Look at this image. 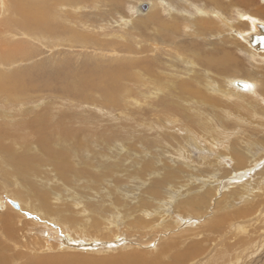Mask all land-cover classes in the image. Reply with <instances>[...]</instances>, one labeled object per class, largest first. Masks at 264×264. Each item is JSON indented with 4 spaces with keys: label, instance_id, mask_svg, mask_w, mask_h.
Masks as SVG:
<instances>
[{
    "label": "rangeland",
    "instance_id": "obj_1",
    "mask_svg": "<svg viewBox=\"0 0 264 264\" xmlns=\"http://www.w3.org/2000/svg\"><path fill=\"white\" fill-rule=\"evenodd\" d=\"M222 1L206 20L195 9L207 0L64 1L41 42L0 34L18 63L0 61V202L16 215L12 227L0 218V264H264V61L239 35L264 21V0ZM213 49L229 72L206 63ZM239 79L259 95L227 83ZM43 141L65 147L53 158L70 162L66 175L34 149ZM25 157L31 167L11 171Z\"/></svg>",
    "mask_w": 264,
    "mask_h": 264
},
{
    "label": "bare ground",
    "instance_id": "obj_2",
    "mask_svg": "<svg viewBox=\"0 0 264 264\" xmlns=\"http://www.w3.org/2000/svg\"><path fill=\"white\" fill-rule=\"evenodd\" d=\"M64 1L67 3V4H73V6L74 5H79L78 3L79 2H82V1H84V0H0V26H1V28H0V34L2 35V36H9L8 38V42L9 41H11V43H12V46L13 47H15L13 44H20L21 43V40H24V39H26V38H28V39H31L32 41L33 40H35V41H39V42H41V40L45 37H42V35H44L46 32L44 31V30H47V27L46 26H48V24L50 23V22H52V18H53V7H55V6H58V8L60 7V6H62V4L64 3ZM208 1V3H206L205 5H207V6H204V7H206L208 10H205L204 8H196L194 5V8H196L195 10H196V12H197V15H200V19H205L206 20V18L204 17V16H206V15H211V14H214L215 15V13H214V11L212 12L211 11V9H214L215 7H216V5H218V6H221V3L223 2L222 0H207ZM69 2V3H68ZM229 2V1H228ZM264 2V1H263ZM58 4V5H57ZM191 4H193L192 2H191ZM66 5V4H65ZM83 6V5H82ZM192 6V7H193ZM213 6V7H212ZM64 7V6H63ZM62 7V8H63ZM151 7V5L149 4V8ZM209 7H211V8H209ZM56 8V7H55ZM58 8H56V10H58ZM65 8V7H64ZM78 8V7H77ZM77 8H74V9H77ZM219 8V7H218ZM262 9H264V7H261ZM60 9V8H59ZM63 10H65V9H63ZM79 10V9H78ZM98 10V9H97ZM215 10V9H214ZM75 11V10H74ZM108 11V10H107ZM218 11V10H217ZM220 11V10H219ZM59 12V11H58ZM6 13H7V15H9L10 14V16L9 17H7L6 16ZM219 13V12H218ZM221 13V12H220ZM71 14V13H70ZM182 14V13H181ZM187 14V13H186ZM62 15V14H61ZM63 15H65V14H63ZM183 15V14H182ZM194 16V19L193 20H196L197 19V17H199V16ZM74 16V15H73ZM184 16V15H183ZM2 17H4L5 19H2L1 20V18ZM13 17L15 18V19H13ZM65 17H66V15H65ZM119 17H121V16H119ZM209 17V16H208ZM208 17H207V20H208ZM219 17H221V19H222V23L223 24H225L228 28L229 27H231V21L228 19V18H225V17H223V15L221 16V15H219ZM72 18V17H71ZM183 18V17H182ZM66 19L67 20H69V18H67L66 17ZM73 19H74V17H73ZM75 20V19H74ZM256 19H254V20H252V19H250V21L253 23V21H255ZM56 21V20H55ZM73 21V20H72ZM124 22V21H123ZM193 22V21H192ZM262 22H264V21H262ZM64 23V22H63ZM66 23V22H65ZM67 23H68V21H67ZM195 23L197 24V23H203V22H201V21H195ZM69 24V23H68ZM84 25H85V23H83ZM165 24V23H164ZM195 24V25H196ZM56 25V24H55ZM64 25V24H63ZM81 25V24H80ZM253 25V24H252ZM58 26V25H57ZM68 26V25H67ZM165 26H167L168 28H167V34L166 35H168L167 37H169L170 38V35H171V32L173 31V29L175 30V26L172 24V23H167V24H165ZM59 27V26H58ZM76 27H77V25H76ZM131 27V26H130ZM192 27V26H191ZM12 29L10 32H9V29ZM53 27H50V28H48V30L49 31H51V29H52ZM73 28V27H72ZM204 28V27H203ZM232 28V27H231ZM56 29H57V27H56ZM66 29V28H65ZM85 29V28H84ZM195 29V28H194ZM53 30V29H52ZM59 30V29H58ZM69 30V29H68ZM16 31H19L22 35H23V37H25L24 39H19L18 41L16 40V39H13L12 38V35H14V32H16ZM57 31V30H56ZM48 32V31H47ZM60 32V31H59ZM62 32V31H61ZM72 32V31H71ZM77 32V31H76ZM159 32V31H158ZM244 32V31H243ZM252 32H254V26H253V30H251V31H247V32H245V34H248V33H252ZM36 33H38V34H36ZM49 33V32H48ZM56 33V32H55ZM65 33H66V30H64V32L62 33V34H64L65 35ZM92 33V32H91ZM193 33V32H192ZM215 33V32H214ZM213 33V34H214ZM61 34V33H60ZM60 34H58V36L60 35ZM67 34V33H66ZM76 34V33H75ZM89 34V33H88ZM212 34V35H213ZM18 35H20V34H18ZM51 35V34H50ZM81 35V34H80ZM153 35V34H152ZM165 35V36H166ZM239 35H240V37H241V39L242 40H244V42L246 43V45H248V43L246 42V36H245V38H244V36H242V35H244V33H241V32H239ZM1 36V37H2ZM76 36V35H75ZM53 37V36H52ZM60 37V36H59ZM62 37V36H61ZM65 37V36H64ZM72 38H73V36H71ZM79 37V36H78ZM166 37V38H167ZM18 38V37H17ZM49 38V37H48ZM55 38V37H54ZM65 38H67V37H65ZM69 38V37H68ZM71 38V39H72ZM77 38V37H76ZM76 38H73L74 40L72 41L73 43H76L75 42V39ZM87 38V37H86ZM85 38V39H86ZM172 38V37H171ZM58 39V38H57ZM57 39H52V40H57ZM90 39V38H89ZM4 39H2V40H0V41H3ZM27 40V39H26ZM51 40V39H50ZM59 40V39H58ZM183 40V39H182ZM29 41V40H28ZM78 41V40H77ZM114 41V40H113ZM34 42V41H33ZM57 42V41H56ZM81 42H82V40H81ZM27 43V42H26ZM73 43H72V45H73ZM79 43V42H78ZM224 43H226L224 46H223V48L222 49H218V51H220V52H223L224 51V53H226L225 52V50H226V48H228L227 47V44H228V42H224ZM4 44H7L6 43V41L4 40L3 42H0V61H2L3 62V59L6 61V62H8V63H11L12 61H14V60H8L7 58H5L3 55H2V52L3 53H5V46H4ZM32 44V43H31ZM57 44V43H56ZM59 44V43H58ZM58 44H57V46H58ZM61 44V43H60ZM59 44V45H60ZM70 44V43H69ZM80 44V43H79ZM95 44V43H94ZM33 45V44H32ZM52 45L54 46V42H52ZM51 45V46H52ZM82 45V44H81ZM88 45V44H87ZM183 45V44H182ZM188 45V44H187ZM18 46V45H17ZM27 46V45H26ZM26 46L24 47V49H26ZM52 46V47H53ZM108 46H110V45H108ZM96 47V46H95ZM183 47V46H182ZM250 47V46H249ZM18 49L20 50V48L18 47ZM34 49V48H33ZM182 49V48H181ZM190 49V48H189ZM249 49H251V47L249 48ZM252 49H254V48H252ZM252 49H251V51H250V55L252 56V55H254V57L253 58H255L256 59V57H258L260 60L259 61H264V59H263V57L262 56H258L259 54H258V52H255V51H258V50H255L254 49V51H252ZM10 50V49H9ZM12 50H15V49H13L12 48ZM17 50V49H16ZM216 49H213V52H211L210 53V56L208 57V59H207V61H206V63L208 64V65H210V66H213L212 68L214 69V67H219V66H221L222 67V70L224 71V72H229V65L226 63V62H228V59H227V57L225 56V55H223L222 57H220V56H215V57H212L213 55H215L216 53L214 52ZM21 51V50H20ZM96 51V50H95ZM100 51V50H99ZM98 51V52H99ZM249 51V50H248ZM260 51V50H259ZM25 52V51H24ZM28 52V51H27ZM118 52V51H117ZM140 52V51H139ZM11 53H12V51H11ZM121 53V52H120ZM214 53V54H213ZM100 54V53H99ZM118 54V53H117ZM137 54V53H136ZM105 55V54H104ZM119 55V54H118ZM11 56V54H9V57ZM32 56V55H31ZM101 56V55H100ZM150 56V55H149ZM103 57V56H102ZM115 57V56H114ZM29 58H30V56H29ZM261 58H262V60H261ZM119 59H121L120 57H119ZM137 59V58H136ZM149 59V58H148ZM117 60V59H116ZM131 61V60H130ZM153 61V60H152ZM15 62V61H14ZM14 62H13V64H14ZM154 62V61H153ZM184 62V61H183ZM140 63V62H139ZM186 63V62H185ZM227 65H226V64ZM15 64H16V62H15ZM18 64V63H17ZM17 64H16V66H17ZM134 64V63H133ZM146 64V63H145ZM147 65V64H146ZM151 65V64H150ZM152 65H153V63H152ZM191 66V65H190ZM194 66V65H193ZM148 67V66H147ZM192 67V66H191ZM220 68V67H219ZM147 70V69H146ZM150 70H151V68H150ZM153 70V69H152ZM156 70V69H155ZM158 70V69H157ZM156 70V71H157ZM192 70V69H191ZM151 72V71H150ZM209 73V72H208ZM117 74H119V75H121L122 74V71L121 70H119L118 72H117ZM0 75H2V73L0 72ZM195 75V74H194ZM190 76V75H189ZM209 76V75H208ZM34 79V78H33ZM36 80V79H35ZM200 81H202V80H200ZM210 81H212V79L210 80ZM233 81V80H232ZM239 81H244V82H246V84H249V85H251L252 87L251 88H249V89H247V90H241V89H238V88H236V89H238V90H240V91H243V92H248V91H250V93L251 94H258L257 92V90H256V88L254 87V85H253V83L252 82H250V81H248V80H240L239 79ZM2 80H0V87H2L1 86V84H2ZM35 82L36 81H34L33 83L35 84ZM150 82H152V81H150ZM165 82V81H164ZM169 83V82H168ZM227 83H230L231 84V81H229V82H227ZM18 84H19V81H17V80H14L13 79V86H11L10 88H15L16 89V87L15 86H18ZM156 84V83H155ZM173 83H171V85H172ZM177 84V83H176ZM178 84H179V88L180 89H184V86H185V83H184V81H179L178 82ZM212 84V83H211ZM174 85V84H173ZM198 86V85H197ZM197 86H195V87H197ZM231 86H233L232 84H231ZM234 87V86H233ZM172 89L174 88V87H171ZM198 88V87H197ZM200 88V87H199ZM224 88V87H223ZM221 89V88H220ZM226 89H228V88H226ZM229 90H230V88H229ZM173 91H175V90H173ZM183 91V90H182ZM190 91V90H189ZM199 91V90H198ZM232 91V90H231ZM230 91V92H231ZM236 91V90H235ZM263 91H264V89H263ZM178 92V91H177ZM177 92H175V93H177ZM234 92V91H233ZM191 93V92H190ZM232 94V93H231ZM237 94V93H236ZM262 94V93H261ZM259 95V94H258ZM257 95V96H258ZM243 96V95H242ZM245 96V95H244ZM181 97V96H180ZM236 98V97H235ZM234 98V99H235ZM258 98H259V96H258ZM212 99V98H211ZM260 99V98H259ZM173 100H176V98L175 99H173ZM186 100V99H185ZM264 100V99H263ZM241 101V100H240ZM176 102H178L177 100H176ZM160 103V102H159ZM162 103L164 104V101H162ZM161 103V104H162ZM168 103V102H167ZM264 103V102H263ZM174 104V103H173ZM160 105V104H159ZM181 105V104H180ZM156 106V105H155ZM154 106V107H155ZM224 106V105H223ZM14 107V106H13ZM178 107V106H177ZM156 108V107H155ZM161 108V107H160ZM172 108H173V106H172ZM167 109V108H166ZM165 109V111H168V109L166 110ZM171 109V108H170ZM170 109H169V111H170ZM179 109H180V107H179ZM263 109V108H262ZM171 110H173V109H171ZM188 110V109H187ZM40 111V110H39ZM216 111V110H215ZM182 112H184V111H182ZM190 112V111H189ZM229 112V111H228ZM170 113V112H169ZM172 113V112H171ZM178 113V112H177ZM233 113V112H232ZM165 114V113H164ZM225 114V113H224ZM37 116V115H36ZM169 116V115H168ZM196 116V115H195ZM223 117V116H222ZM238 117V116H237ZM36 119V118H35ZM34 118H31L27 123H28V126L33 130L32 132L33 133H36V134H39L38 136L39 137H46V133L44 132L45 130H46V128H45V126L44 125H41V127H39V124H40V121H39V124H38V122H34V121H36ZM165 119V118H164ZM175 119V118H174ZM240 119V118H239ZM167 120V119H166ZM228 120V119H227ZM38 121V120H37ZM168 121H169V118H168ZM171 121V120H170ZM169 121V122H170ZM185 121H187V120H185ZM213 121V120H212ZM242 121V120H241ZM244 122V121H243ZM174 123V122H173ZM39 129H41L40 130V133H39ZM217 129V128H216ZM215 131V130H214ZM217 131V130H216ZM234 133V132H233ZM224 136V135H223ZM243 138V137H242ZM244 139V138H243ZM40 140H46V139H40ZM242 141V140H241ZM245 142V141H244ZM165 143V142H164ZM249 143V142H248ZM247 143V144H248ZM60 145V143H58V142H56L55 143V145ZM156 144V143H155ZM244 144H246V142L244 143ZM74 145H77L76 143H75V141H74V143H72L71 144V147H69V149H71L72 148V146H74ZM241 145H243V144H241ZM54 145L51 143V144H49V146H45L44 145V141H43V143H42V147H40V146H35V148L34 149H36L38 152L39 151H41L43 154H45L47 157H49L50 159L51 158H53V157H55L54 155H56V154H59V155H64V149H65V147H60V146H58V147H60L59 149H56V147H55V149H54V147H53ZM246 145H244V147H245ZM248 148H249V145L247 146ZM247 148V149H248ZM263 148V147H262ZM43 149V150H42ZM67 149H68V147H67ZM174 149V148H173ZM202 150V149H201ZM244 150V149H243ZM249 151H250V148L248 149ZM252 150H253V148H252ZM32 151V150H31ZM35 152V151H34ZM244 152V151H243ZM248 152V151H247ZM254 152V151H253ZM252 151H251V153H253ZM232 155V154H231ZM255 155V154H254ZM245 157V156H244ZM249 157V156H248ZM247 159V158H246ZM53 161H56V162H54V169L59 173V174H62V175H66V173H67V171L69 170V168H70V162L66 159V158H64V159H62L61 158V156H60V158L58 159V158H53ZM236 162V161H235ZM239 162V161H238ZM244 164V163H243ZM14 165H16V166H14ZM14 165L12 166V168H10L11 169V171L13 170V171H17V172H24V171H27L28 169H29V167H31V164H30V161L25 157V159H23V160H19V159H15L14 160ZM147 166V165H146ZM39 167V166H38ZM151 167V166H150ZM114 168H115V166H114ZM139 168V167H138ZM115 170V169H114ZM172 170V169H171ZM12 173V172H11ZM224 173V172H223ZM5 175H6V177H8L9 175H7L6 173H5ZM168 176V175H167ZM9 177H11V176H9ZM15 178V177H14ZM56 178V177H55ZM261 178H262V176H261ZM16 179V178H15ZM17 180V179H16ZM58 180V179H57ZM56 182V181H55ZM58 182H59V180H58ZM61 184V183H60ZM23 187H25V186H23ZM49 190H50V188H49ZM28 191V190H27ZM51 191V190H50ZM39 194H41L42 195V191H40V192H38ZM50 194H52V192L50 193ZM36 196V195H35ZM37 196L38 197H40L38 194H37ZM48 196V195H47ZM51 196V195H50ZM45 198V197H44ZM47 199V198H46ZM195 199V198H194ZM32 200H33V198H32ZM115 200V199H114ZM204 200V199H203ZM207 200V199H206ZM2 201V200H1ZM24 201V200H23ZM34 201V200H33ZM191 201V200H190ZM194 201V200H193ZM193 201H191V205L192 204H194V202ZM38 202V201H37ZM47 202H49V200L47 201ZM114 202V201H113ZM2 202H0V209L2 210L1 211V213H0V218H2V222L4 223V225H8L9 227L11 226L12 227V225H10V224H12V221H13V219H14V217L16 216L14 213L15 212H13L12 210H10L9 208H7V207H5V208H1V207H3V203L1 204ZM189 203V202H188ZM32 204V203H31ZM41 205H44V207L43 208H47V206H48V203H46V200H42L41 201V203H40ZM33 205H35V204H33ZM189 206V205H188ZM25 207V206H24ZM31 207H32V205H31ZM34 207H37V206H34ZM33 207V208H34ZM28 208V207H27ZM32 208V209H33ZM39 208V207H38ZM38 208H37V210H38ZM52 208V207H51ZM25 209V208H24ZM36 209V208H35ZM249 209V208H248ZM58 210H60V209H58ZM20 211H22V208H20L19 209V211L17 212L18 214H17V216L19 215V213H20ZM25 211H26V209H25ZM54 211H56V209L54 210ZM62 211V210H61ZM63 212V211H62ZM247 212V211H246ZM27 213V212H26ZM30 213V212H29ZM32 213H34V212H32ZM54 213H57V212H54ZM60 213V212H59ZM21 214V213H20ZM176 214V213H175ZM250 214H252V213H250ZM263 214V213H262ZM50 215V214H49ZM64 215V214H63ZM56 216V215H55ZM59 216V215H58ZM65 216V215H64ZM250 216V215H249ZM20 217H22V218H24L25 219V216H23L22 214L20 215ZM31 217V216H30ZM70 217V216H69ZM28 218V217H27ZM32 219V218H31ZM62 219V218H61ZM64 219H66V218H64ZM73 218H71V219H66V222H67V220H72ZM63 220V219H62ZM74 220V219H73ZM64 221V220H63ZM57 223H58V221H56ZM6 223V224H5ZM8 223V224H7ZM68 224V223H67ZM239 224V223H238ZM4 225H3V227H4ZM10 229V228H9ZM31 229V228H30ZM45 229V228H44ZM249 229V228H248ZM211 231H212V229H211ZM241 231V230H240ZM43 232L44 233H46V236L47 235H50V233L49 232H47L46 230H43ZM54 232V231H53ZM69 232V231H68ZM10 232L8 231V234H9ZM263 234V233H262ZM58 235V234H57ZM264 235V234H263ZM263 235H261V237H263ZM79 236V235H78ZM60 239H58L59 241V243L61 244H63V243H67L68 244V242H70V240H69V238H67V236L65 235V236H62V235H60ZM78 239H80L79 237H77ZM85 238V237H84ZM261 240V239H260ZM72 241H73V239H72ZM74 243H75V240H74ZM73 245V244H72ZM70 245V244H68V246H65L66 248L68 247V249L69 248H74L75 247V245ZM259 245H261V244H259ZM197 249V248H196ZM228 251V250H227ZM196 252H198V251H196ZM230 252V251H229ZM183 253V252H182ZM226 253L227 252H225V254L224 255H226ZM178 254H180V252L178 253ZM219 254V253H218ZM229 254V253H228ZM239 255V254H238ZM180 256V255H179ZM186 256V255H185ZM190 256V255H189ZM188 256V257H189ZM226 257V256H225ZM229 257V256H228ZM181 258V257H180ZM179 258V259H180ZM192 258V257H191ZM188 259V258H187ZM226 259V258H225ZM181 260V259H180ZM227 260V259H226ZM235 260V259H234ZM92 261H93V259H90V258H87V257H82V258H75V257H72V259H70L68 262H66V263H63V264H76L75 262H80L79 264H88V262H91L92 263ZM228 261V260H227ZM231 261H232V259H231ZM223 262V261H222ZM225 262V261H224ZM229 262V261H228ZM227 262V263H228ZM232 262H234V261H232ZM221 263V262H220ZM227 263H225V264H227ZM52 264H57V263H52ZM229 264V263H228Z\"/></svg>",
    "mask_w": 264,
    "mask_h": 264
},
{
    "label": "water",
    "instance_id": "obj_3",
    "mask_svg": "<svg viewBox=\"0 0 264 264\" xmlns=\"http://www.w3.org/2000/svg\"><path fill=\"white\" fill-rule=\"evenodd\" d=\"M149 3L147 2H142L139 3V5L136 7V10L138 12H144L148 9ZM253 26H254V32L248 33L242 35L247 37L246 42L251 48H254L255 50H264V22L262 21H253ZM231 84L241 90H247L243 87L246 82L244 81H239V80H233L231 81Z\"/></svg>",
    "mask_w": 264,
    "mask_h": 264
},
{
    "label": "snow or ice",
    "instance_id": "obj_4",
    "mask_svg": "<svg viewBox=\"0 0 264 264\" xmlns=\"http://www.w3.org/2000/svg\"><path fill=\"white\" fill-rule=\"evenodd\" d=\"M243 87H244L245 89H249V88H251L252 86L249 85V84H244Z\"/></svg>",
    "mask_w": 264,
    "mask_h": 264
}]
</instances>
